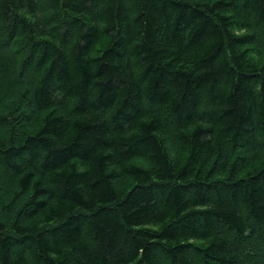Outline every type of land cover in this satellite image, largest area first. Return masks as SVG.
<instances>
[{
    "label": "trees",
    "instance_id": "obj_1",
    "mask_svg": "<svg viewBox=\"0 0 264 264\" xmlns=\"http://www.w3.org/2000/svg\"><path fill=\"white\" fill-rule=\"evenodd\" d=\"M0 264H264V0H0Z\"/></svg>",
    "mask_w": 264,
    "mask_h": 264
}]
</instances>
